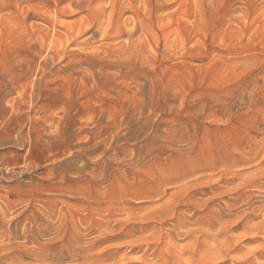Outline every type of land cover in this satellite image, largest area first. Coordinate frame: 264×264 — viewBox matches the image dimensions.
Returning a JSON list of instances; mask_svg holds the SVG:
<instances>
[{"label":"rangeland","instance_id":"1","mask_svg":"<svg viewBox=\"0 0 264 264\" xmlns=\"http://www.w3.org/2000/svg\"><path fill=\"white\" fill-rule=\"evenodd\" d=\"M73 1L0 0V72L6 70L4 54L22 50L23 68L14 73L30 75L28 71L47 60L44 50L49 38L57 41L59 36L58 50L72 49L73 38H86L81 30L99 24L106 38L96 34L94 45L131 42L130 47H135L131 51H144L156 61L152 68L162 83L161 98H175L166 119L174 129L190 120L194 100L229 96L247 77L251 59H264V0L96 1L93 6L114 5L113 12L101 18L88 9L75 12L68 6ZM129 5L134 6L135 14L122 13ZM135 24H141V29L113 40L117 27L131 30ZM6 92L15 101L14 112L23 115L28 104L32 112L66 109L64 101L54 99L44 104L29 102L26 84L6 82L0 85V96ZM136 98L128 94L110 112L118 113L123 102ZM93 117L82 112L74 128H94ZM203 122L200 145L209 163L203 173L195 172L197 161L183 148L167 151L156 160L147 157L128 176L120 171L107 175L101 164L133 161L131 148H114L112 137L105 134L77 157L71 144L87 142L89 137L85 131L72 133L66 128L57 148L64 157L66 176L61 192L36 185L52 167L46 148L32 143L29 149H22L17 143H3L1 219L2 212L9 218L20 212L34 213L33 223L19 219L18 230L33 224L44 229L56 222V212L61 210L62 254L56 257L57 250L49 249L45 264H264V163L233 167L232 160L222 159L228 153L245 157L240 153L246 146L250 115L239 113L226 119L211 108ZM179 130L172 136L181 148L187 129ZM234 170L238 175L230 182L227 179ZM210 186L223 192L214 194ZM247 194L253 197V204L244 200ZM38 241L47 242L45 237Z\"/></svg>","mask_w":264,"mask_h":264},{"label":"bare ground","instance_id":"2","mask_svg":"<svg viewBox=\"0 0 264 264\" xmlns=\"http://www.w3.org/2000/svg\"><path fill=\"white\" fill-rule=\"evenodd\" d=\"M96 1L107 4L105 0H75L68 6L75 12L91 10L98 18L104 16L106 12V16L113 12L114 5L93 6ZM122 10V13L135 12L133 5L123 7ZM122 13L118 16L122 17ZM141 27V24H135L131 30L117 27L113 40L123 34L130 36ZM81 33L86 38L82 40L79 39L81 36L73 38L72 49L58 50L62 42L59 36L56 37L58 42L49 38L44 50L47 60L40 64L38 69L35 66L32 71H28L31 72L30 75L18 74L23 68L22 50L4 54L6 70L0 72L1 86L6 85V82L21 83L22 86L26 84L30 88L29 102L44 104L46 100L54 99L64 101L66 104L64 111L55 113H49V108L41 112H32V107L28 104L26 112L24 111L26 115L24 112L23 115L22 112H14L15 101L8 98L9 91L0 96V121L10 112L5 122H0L2 123L0 131L4 130L3 134L5 133L3 135L2 131L0 132V145L17 143V148L20 145L22 149H29L32 143H35L49 152L46 157H49L52 167L50 169L47 167L49 170H46L43 178L36 181V185H48L56 187L59 192L62 191L66 178L63 169L64 157L57 148L64 139L66 128L72 133L77 129L79 132L85 131L81 127L74 128L78 124V116L84 111L94 116V128L85 131L89 137L87 142L76 141L71 144L70 149L76 152L77 157L87 151L90 142L105 134L112 137L111 145L114 148L130 147L134 154L133 161L103 162L101 166L107 175L120 171L128 176L131 168L138 166L147 157L156 160L167 151L177 149L175 150L177 152L183 148L197 161L195 172L199 170L203 173L209 163L201 150L200 134L204 126L203 121L211 108L226 119L233 118L239 113L250 115L251 118V127L245 137L246 146L240 153L245 157L239 158L234 153H228L222 159H227L228 162L232 160L233 167L252 162H256L257 166L264 163V59L259 58L257 61L251 59L252 67L247 77L235 86L229 96L220 100L210 96L194 100L190 120L184 126L173 129L172 125H167L169 122L166 119L167 112L174 107L175 98L169 95L161 98L162 83L156 78L152 68L156 61L148 57L144 51H131L135 48L130 47L131 42L104 44L107 46L94 45L96 34H99L101 39L106 38L102 36L99 24L91 30H81ZM15 71L18 73L15 74ZM128 94L137 96V100L123 102L118 113H111V107ZM4 100L5 105L2 104ZM179 128L187 129L183 140L185 145L181 148L178 147L180 143L173 141L172 136L173 131L176 135L179 134ZM231 173L233 177L227 180L234 182V177L238 173L235 170ZM45 181L47 184H44ZM27 183H30V180ZM209 189L214 194L223 192L219 191L218 186H210ZM252 198L251 194H247L244 200L247 199L249 205ZM2 216V219L0 216V264H45L49 249L57 250L55 256L61 257L64 214L60 209L56 212V222L48 223L44 229H38L33 224L18 230L19 219L23 218L33 223L36 216L34 213L20 212L9 218L6 212H2ZM41 237H45L47 242L39 243Z\"/></svg>","mask_w":264,"mask_h":264}]
</instances>
